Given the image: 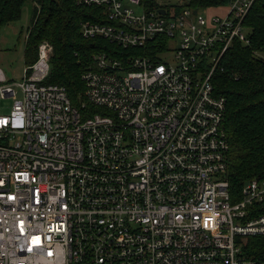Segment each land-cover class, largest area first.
<instances>
[{
    "label": "built area",
    "instance_id": "2783aa9c",
    "mask_svg": "<svg viewBox=\"0 0 264 264\" xmlns=\"http://www.w3.org/2000/svg\"><path fill=\"white\" fill-rule=\"evenodd\" d=\"M191 1L77 0L107 20L82 36L109 43L81 74L84 111L45 82V43L19 81L0 68V264H264V179L230 190L212 82L256 0Z\"/></svg>",
    "mask_w": 264,
    "mask_h": 264
},
{
    "label": "trees",
    "instance_id": "16d2710c",
    "mask_svg": "<svg viewBox=\"0 0 264 264\" xmlns=\"http://www.w3.org/2000/svg\"><path fill=\"white\" fill-rule=\"evenodd\" d=\"M28 0H0V29L20 19ZM32 8L24 40L23 61L32 64L38 46L49 48L50 70L46 83L65 87L72 104L88 109L81 74L92 64L94 53L109 44L102 38H84L80 22H105L99 6L77 0H31ZM224 0H192L193 7L216 5ZM251 29L249 44L235 42L224 54L222 70L212 78L226 103L224 128L229 151L227 177L230 190L239 191L252 179H264V0H256L245 18ZM254 253L264 252V237L253 241Z\"/></svg>",
    "mask_w": 264,
    "mask_h": 264
},
{
    "label": "rangeland",
    "instance_id": "374dc122",
    "mask_svg": "<svg viewBox=\"0 0 264 264\" xmlns=\"http://www.w3.org/2000/svg\"><path fill=\"white\" fill-rule=\"evenodd\" d=\"M32 3L31 0L26 2L19 20L8 23L0 29V68L8 81H19L25 73L23 49ZM225 11V7H213L207 9L202 15L221 16ZM11 104V98L0 99V113L7 114Z\"/></svg>",
    "mask_w": 264,
    "mask_h": 264
}]
</instances>
